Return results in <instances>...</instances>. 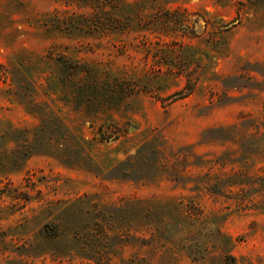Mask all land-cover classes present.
<instances>
[{"label": "rangeland", "instance_id": "374dc122", "mask_svg": "<svg viewBox=\"0 0 264 264\" xmlns=\"http://www.w3.org/2000/svg\"><path fill=\"white\" fill-rule=\"evenodd\" d=\"M0 264H264V0H0Z\"/></svg>", "mask_w": 264, "mask_h": 264}]
</instances>
